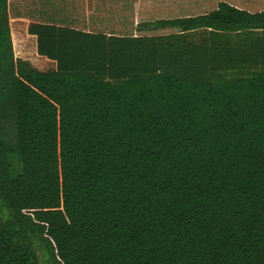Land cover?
<instances>
[{"label": "trees", "instance_id": "trees-1", "mask_svg": "<svg viewBox=\"0 0 264 264\" xmlns=\"http://www.w3.org/2000/svg\"><path fill=\"white\" fill-rule=\"evenodd\" d=\"M0 0V264H264V12L127 36ZM17 168V170H16Z\"/></svg>", "mask_w": 264, "mask_h": 264}, {"label": "rangeland", "instance_id": "rangeland-1", "mask_svg": "<svg viewBox=\"0 0 264 264\" xmlns=\"http://www.w3.org/2000/svg\"><path fill=\"white\" fill-rule=\"evenodd\" d=\"M217 1L220 0H88V5L85 6V0H9L8 18L18 38L16 43L20 53L23 52V58L29 61L33 68L46 71L50 62L31 52L35 41L27 32L32 24L50 22L51 19L47 16L58 14L61 17L59 13L62 11L63 16L65 13L74 20V23L65 21L63 24L85 32L157 36L172 34L176 30L155 29L152 32H138L136 25L144 21L202 15L215 8ZM50 4L54 6L53 10H50ZM59 7L61 10L56 11Z\"/></svg>", "mask_w": 264, "mask_h": 264}, {"label": "crops", "instance_id": "crops-1", "mask_svg": "<svg viewBox=\"0 0 264 264\" xmlns=\"http://www.w3.org/2000/svg\"><path fill=\"white\" fill-rule=\"evenodd\" d=\"M87 1L88 0H85V3H84L85 6L88 5ZM219 2L228 3L231 6H234L238 9H241V10L248 11L250 13H258V12H262V11L264 12V0H252V1H248V0L247 1H244V0H220V1H217L216 6ZM82 5H83V3H81V6ZM216 6L212 10H215ZM53 9H54V6L52 4H50V10H53ZM60 10H61V8L59 7V9H57L56 11H60ZM212 10H210V11H212ZM54 12H51V14ZM59 14L61 17H59L58 14L52 15V16H47V17H49L51 19L50 22H57V24L65 22V21H67V22L72 21V23H74V20H71L65 13H64L65 16H63L62 11ZM43 17H44L43 19H45V17H46L45 14ZM154 21H156V20H154ZM144 22H153V21H144ZM86 25H88V23H86ZM49 62H50V64H49V66H50L52 63H51V61H49Z\"/></svg>", "mask_w": 264, "mask_h": 264}]
</instances>
